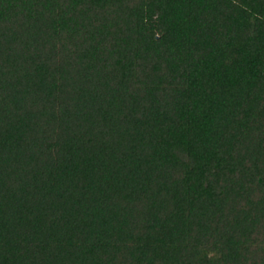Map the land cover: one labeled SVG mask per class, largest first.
Instances as JSON below:
<instances>
[{"label": "trees", "instance_id": "1", "mask_svg": "<svg viewBox=\"0 0 264 264\" xmlns=\"http://www.w3.org/2000/svg\"><path fill=\"white\" fill-rule=\"evenodd\" d=\"M0 264H264V0H0Z\"/></svg>", "mask_w": 264, "mask_h": 264}]
</instances>
